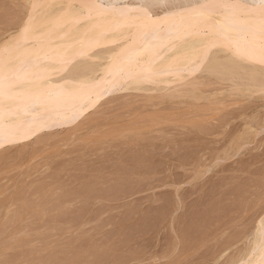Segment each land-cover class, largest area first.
<instances>
[{
    "label": "clouds",
    "instance_id": "9594fccd",
    "mask_svg": "<svg viewBox=\"0 0 264 264\" xmlns=\"http://www.w3.org/2000/svg\"><path fill=\"white\" fill-rule=\"evenodd\" d=\"M124 2L15 0L0 28V264H264V5ZM133 102L194 118L164 128ZM56 151L59 168L45 161ZM157 153L136 231L85 244L15 226L103 207L122 174L99 165ZM25 175L47 200L35 184L19 193Z\"/></svg>",
    "mask_w": 264,
    "mask_h": 264
},
{
    "label": "rangeland",
    "instance_id": "374dc122",
    "mask_svg": "<svg viewBox=\"0 0 264 264\" xmlns=\"http://www.w3.org/2000/svg\"><path fill=\"white\" fill-rule=\"evenodd\" d=\"M17 15L18 12L15 0H3V3H0V28L12 27L15 23ZM133 104L134 106L131 109V114L136 119L144 118L148 121L153 120L152 122H155L164 128L170 129L174 126L178 119L185 116L194 118V114L188 113L185 110L177 109L173 105H147L143 102H133ZM66 155L67 154L63 151L52 152L48 157L45 158V161L51 163L54 167L59 168L64 164ZM158 155L159 153L151 158H148V161L150 162L129 157L124 161L110 159L99 165V167H103L104 169L106 168L105 170L113 169L122 174L119 182L111 186L109 190L107 189L100 194L106 199V204L103 207L85 208L84 210L74 215H58L57 217H47L43 220L33 218L28 215H22L16 219L15 226L20 229H36L54 224L55 227L61 230L71 229L79 232L80 237H82V243L85 244L92 241L106 240L124 233H132L139 229L145 223L144 217L141 215L140 205L144 200L145 192L148 188L147 173L162 165V162L164 163V157ZM28 159L29 157H25V162H28ZM73 162L77 165V167L92 166V161L87 157L73 156ZM37 163L39 164L41 162L38 161ZM144 166L147 167V170ZM136 168H138L139 172H137ZM144 172L146 175L143 174ZM142 174L144 177L142 176ZM129 180L131 182H129ZM123 181H125V185L123 184ZM138 182H140V184ZM33 184L36 185L35 191L39 194L41 193L40 195L43 196L45 200H47L50 194L46 192L47 183L45 181L39 180L38 178L29 179L27 175L17 179L19 193H23L28 186Z\"/></svg>",
    "mask_w": 264,
    "mask_h": 264
},
{
    "label": "bare ground",
    "instance_id": "6f19581e",
    "mask_svg": "<svg viewBox=\"0 0 264 264\" xmlns=\"http://www.w3.org/2000/svg\"><path fill=\"white\" fill-rule=\"evenodd\" d=\"M241 3H244L245 5H246V7H245V9H243V11H245V12H248L250 9H249V7H248V0H241ZM261 5H264V0H253V2H252V4H251V8H255V7H258V6H261ZM102 7H104V8H112L113 10H115V11H118V10H120V9H123V8H125L126 7V4H125V2H124V0H106V3H103L102 4ZM157 115V114H156ZM153 121V120H152ZM155 121V120H154ZM157 122V121H156ZM159 156V155H158ZM132 158V157H131ZM151 158V157H150ZM133 160V159H132ZM157 160V159H156ZM128 161V160H127ZM126 161V162H127ZM148 161V160H147ZM116 162V161H115ZM129 162H130V160H129ZM133 162V161H132ZM140 162V161H139ZM148 162H150V161H148ZM159 162V161H158ZM111 164V163H110ZM140 164V163H139ZM146 164V163H145ZM144 164V165H145ZM148 164V163H147ZM162 164H163V162H162ZM112 165V164H111ZM127 166V165H126ZM139 166H142V165H139ZM124 167V166H123ZM129 167V166H128ZM132 167V166H131ZM130 167V168H131ZM145 167V166H144ZM112 168H113V166H112ZM122 168V167H121ZM143 168V167H142ZM147 167H145V169H146ZM106 169V168H105ZM129 169V168H128ZM113 170V169H112ZM132 170V169H131ZM136 170H137V172H139L138 171V168H136ZM147 170V169H146ZM123 171V170H122ZM130 171V170H129ZM145 171V170H144ZM136 173V172H135ZM124 174H125V172H124ZM143 174H145V172L143 173ZM132 175V174H131ZM141 175V174H140ZM146 175V174H145ZM143 176V175H142ZM139 177H141V176H139ZM144 177V176H143ZM123 178H124V176H123ZM37 179V178H36ZM121 179V178H120ZM141 180V179H140ZM145 180V179H144ZM126 181V180H125ZM125 181H123L124 183V185L126 184L125 183ZM135 181H137V180H135ZM146 181V180H145ZM31 182V181H30ZM29 182V183H30ZM119 182V181H118ZM129 182H131L130 180H129ZM134 182V181H133ZM32 183V182H31ZM139 184H140V182H138ZM145 184V183H144ZM119 185V184H118ZM133 185V184H132ZM131 185V186H132ZM142 185V184H141ZM121 186H122V184H121ZM137 186V185H136ZM38 187V186H37ZM119 187V186H118ZM128 187V186H127ZM40 188V187H39ZM129 188V187H128ZM133 188H134V186H133ZM135 188H137V187H135ZM120 189H122V188H120ZM139 189V188H138ZM108 190H109V188H108ZM140 190V189H139ZM138 190V191H139ZM130 191V190H129ZM119 192V191H118ZM117 192V193H118ZM123 192V191H122ZM140 192V191H139ZM21 193V192H20ZM102 193V192H101ZM100 193V194H101ZM41 194V193H40ZM105 194V193H104ZM107 194V193H106ZM124 194V193H123ZM138 194V193H137ZM108 195V194H107ZM110 195H112V194H110ZM115 195V194H114ZM118 195V194H117ZM120 195V194H119ZM134 195V194H133ZM122 196V195H121ZM108 197V196H107ZM120 197V196H119ZM133 197V196H132ZM114 199V198H113ZM112 199V200H113ZM133 202V201H132ZM121 205V204H120ZM124 207V206H123ZM85 212V211H84ZM119 215V214H118ZM106 217V216H105ZM104 218V217H103ZM58 219V218H57ZM99 219V218H98ZM59 220V219H58ZM76 220V219H75ZM97 220V219H96ZM55 221V220H54ZM69 221V220H68ZM116 221H118V220H116ZM140 221V220H139ZM122 222V221H121ZM119 223V222H118ZM105 224V223H104ZM54 225V224H53ZM116 225V224H115ZM133 226V225H132ZM135 227V226H134ZM138 227V226H137ZM94 228V227H93ZM82 230V229H81ZM124 233V232H123ZM112 236V235H111Z\"/></svg>",
    "mask_w": 264,
    "mask_h": 264
}]
</instances>
